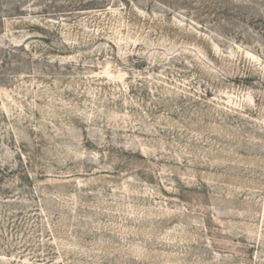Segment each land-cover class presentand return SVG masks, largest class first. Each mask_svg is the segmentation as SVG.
Wrapping results in <instances>:
<instances>
[{
	"label": "rangeland",
	"instance_id": "374dc122",
	"mask_svg": "<svg viewBox=\"0 0 264 264\" xmlns=\"http://www.w3.org/2000/svg\"><path fill=\"white\" fill-rule=\"evenodd\" d=\"M0 264H264V0H0Z\"/></svg>",
	"mask_w": 264,
	"mask_h": 264
}]
</instances>
